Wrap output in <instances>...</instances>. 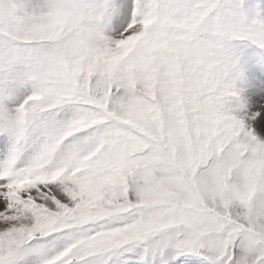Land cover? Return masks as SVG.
<instances>
[{
    "label": "snow or ice",
    "instance_id": "obj_1",
    "mask_svg": "<svg viewBox=\"0 0 264 264\" xmlns=\"http://www.w3.org/2000/svg\"><path fill=\"white\" fill-rule=\"evenodd\" d=\"M0 264H264V0H0Z\"/></svg>",
    "mask_w": 264,
    "mask_h": 264
}]
</instances>
